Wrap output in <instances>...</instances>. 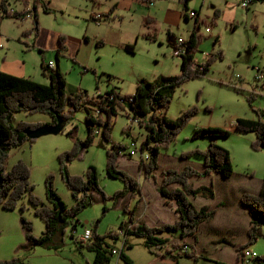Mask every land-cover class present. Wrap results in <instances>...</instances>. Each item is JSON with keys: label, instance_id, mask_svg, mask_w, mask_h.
Segmentation results:
<instances>
[{"label": "rangeland", "instance_id": "rangeland-1", "mask_svg": "<svg viewBox=\"0 0 264 264\" xmlns=\"http://www.w3.org/2000/svg\"><path fill=\"white\" fill-rule=\"evenodd\" d=\"M35 1L9 0L10 5L16 8L20 3L27 6L30 4L29 10L33 8ZM37 1L39 36L35 35V31L30 29L31 24L26 21L8 18L3 23L11 34L18 33L21 36L20 44L17 38L13 37L16 49L30 44V50L26 51V54L29 56L28 69L34 71L29 73L32 75L31 79L49 84L48 77L43 74L41 62L43 58L48 63L49 60L56 61L54 49L60 34L66 36L65 45L69 49L67 55L61 56L60 59V68L67 80L68 93L82 88L92 97L104 94L116 86L121 94L133 95L141 78L154 80L159 76L180 74L182 56L174 55L175 39L178 37L187 39L194 22L190 20L187 23L184 17H181L183 9L181 0H128L125 6L123 0ZM42 1L48 4L51 12H45L39 3ZM148 2H152L150 7L147 5ZM241 4L242 0L190 2L189 8L199 12L202 17L200 20L204 21L201 24L202 41L196 59L199 63H205L211 55L214 59L204 77L186 81L174 93L170 107L166 110L167 117L177 119L183 110L190 107H195L197 112L170 147L162 150L159 168L155 173L160 183L164 169L180 170L190 165L202 170L204 168L202 157L182 156L184 152L207 148L209 145V138H194L195 127H221L230 130L232 133L230 136L217 138L216 141L231 152L233 174L224 177L214 172L209 176L195 177L192 180L194 186L211 187L217 201L213 203L214 198L208 199L204 196L190 197V201L196 207L210 202L212 204L210 206H214L212 208L216 212L218 210L229 215L231 213L239 223H245L250 214L248 207L242 205L241 199L244 193L257 194L263 185L264 149H253L255 134L239 132L235 125L237 119L241 117L252 119L261 117L264 120V2L250 4L249 10L242 8ZM216 9L220 10L217 17L214 14ZM93 12L94 17L98 13L101 14L97 20L91 17ZM147 17L154 22H146ZM207 26L210 31L206 30ZM25 31L29 33L25 34ZM27 35L38 37V48H32L33 40L30 39L28 44H25ZM216 36L219 37L217 43ZM99 40L103 44L99 45ZM130 44L134 45V52L126 49ZM109 76H112L111 80ZM16 116V121L23 119L28 122H48L51 119L47 114H29L24 111L17 113ZM132 121L131 115L124 110L120 111L114 122L112 140L127 145L126 152L135 146L140 147L142 139L146 137L145 128ZM72 122L79 126L78 138L85 139L88 135L85 111L77 112L76 119ZM67 127H71L70 122ZM124 130L130 133L132 130V134ZM100 142L101 138L97 136L87 151L83 149L77 158L69 163L68 171L71 174H84L88 166H97L99 184L107 195L106 199L95 192L94 203L78 214L80 222L77 227L67 228L64 244L58 250L43 246L32 248L27 244L22 227V215L32 222L36 236H41L46 226L45 222L33 213L31 207L24 213H21L19 208L7 211L0 207V260H10L18 256L32 264H90L95 253L84 247L87 243L79 246L81 236L87 227L96 231L98 235H104L108 231L119 233L118 239L108 238V241L119 251L124 248L127 255L132 258L133 264H147L153 259V255L143 246L142 237L128 236L127 243L133 246L131 249L124 246L126 237L120 228L130 217L125 207L128 205L130 209H136V220H142L150 225L154 223L157 215L159 218H168L173 210L160 200L159 190L157 191L155 187L156 180L144 179L140 172L139 154L132 157L128 154L122 155L120 165L139 180L143 192L149 197V203H146L147 206L143 201L138 203L140 198L138 194L135 197L126 195L115 200L113 198L115 193L122 189L124 184L123 181L113 179L107 174L106 148L111 145L105 144V148L99 145ZM73 146V141L65 132L44 135L36 138L34 142L28 141L12 149L6 167L9 170L18 160L23 159L31 168L35 193L42 200H45L46 195V177L53 174L57 191L67 205L72 206L75 201L60 172L59 155L71 150ZM244 240L237 237L235 243ZM232 242L231 239H223L216 245L208 246V249L215 250L219 256L222 255L227 263H234L237 252ZM249 249L255 255L264 256V223L262 235ZM111 264L128 263L117 254L111 258Z\"/></svg>", "mask_w": 264, "mask_h": 264}, {"label": "trees", "instance_id": "trees-1", "mask_svg": "<svg viewBox=\"0 0 264 264\" xmlns=\"http://www.w3.org/2000/svg\"><path fill=\"white\" fill-rule=\"evenodd\" d=\"M187 2L188 0L183 2V15L186 19L189 17ZM261 2L264 0H251V4ZM39 3L45 12L52 11L47 3L43 1ZM37 4L38 1L36 0L33 8L29 11L27 9L12 11L9 0H1L0 18L22 19L26 15L32 14L35 23L32 31L38 35L40 23L36 14L39 5ZM246 9H250V7ZM219 15L220 10L216 9L215 17ZM199 18L197 15L195 27L185 41L186 52L182 56L180 74L167 77L159 76L154 80L141 78L137 82L136 91L133 95L121 94L116 86L111 87L104 94L100 93L98 96L92 97L82 88L68 93L66 91V77L59 67V59L64 56L66 49V36L62 34L56 49L55 65L50 66L44 59L41 62L43 74L48 77L49 84H42L29 77L11 75L0 70V207L7 211L19 208L21 213L31 207L33 213L45 222L46 226L41 236H36L32 222L22 215L21 221L26 241L32 248L43 246L58 250L64 244L67 228L72 226L74 229L77 227L78 222H80L77 218L78 214L94 203V193L97 192L103 196L104 200L106 199L107 195L99 184L97 166H88L84 174H71L68 171L69 163L75 160L83 149H89L97 136L101 138L100 146L106 148L105 144L111 145L106 148L105 170L107 174L113 179L123 181L124 184V187L118 190L113 198L117 200L129 193L133 197L137 194L139 196L143 194L139 180L119 166L122 155L128 154L129 157H132L129 153L131 151L126 152L127 145L112 140L114 122L120 111L126 110L127 114L131 115L132 122H136L140 127L145 128L146 137L142 139L140 149L149 153V160L144 161L140 157V172L144 179L153 178L158 182L155 171L159 168V157L162 150L170 147L197 112L195 107H190L183 110L177 119H171L167 117L166 110L170 107L177 89L192 78L204 77L214 59V56L211 55L205 63L197 64L196 62V53L202 41L201 24L204 22ZM150 19L147 17L146 22H149ZM26 33L29 31H25ZM218 41L219 37L216 36L215 43ZM100 43H102L101 40L98 41L99 45ZM126 49L134 52V45L126 46ZM40 51L43 52L41 49ZM111 78L112 76H109L110 80ZM98 81L97 79V87H99ZM81 110L85 111V125L88 129V135L85 139L78 138L79 126L72 122L76 119L77 112ZM22 111L29 114H47L51 119L48 122H28L23 119L16 121L17 113ZM58 117L63 119V132L74 144L71 150H66L59 155L60 172L75 201L72 206H68L57 191L53 174L46 177V195L45 200H42L35 193L31 168L23 159L18 160L9 170L6 167L12 149L24 145L28 141H35L26 135L27 130L44 124H56ZM69 122L71 127L66 128ZM235 128L239 132L254 133L256 140L252 142V148L255 150L264 149V120L261 117L257 119L238 118ZM231 134L230 130L221 127H195L194 138H209V145L207 148H196L184 152L182 156L198 155L202 157L204 168L199 170L188 165L180 170L175 168L164 169L162 181L158 184V190L164 198V202L176 207L179 218L174 222L150 225L143 221H136V209H130L126 205L125 211L130 214L129 221L123 222L120 228L126 237L124 246H127L128 249L133 246L127 243L128 236L142 237L143 246L154 255L148 264H181L182 260H188L192 264H198L201 260H206L208 264H264L263 255L248 259L243 252L245 248L248 247L249 249L262 235L264 178L263 185L257 194L244 193L241 199L242 205L248 207L251 217L247 241L235 247L236 262L225 263L199 255L194 248L195 245H190L186 241L187 237L196 234L202 222H209L216 216L215 209L204 205L196 207L190 201V197L204 196L208 199L215 197V192L211 187L205 185L195 187L192 180L203 175L209 176L214 172L220 173L224 177H230L233 174L234 165L231 152L216 141L217 138L228 137ZM174 186L177 187L174 188ZM175 237H178L182 242H173ZM108 238L118 239L119 233L108 231L104 235H98L96 231H93L92 240L84 246L95 253L90 264H111V258L116 254L113 252L115 247L111 246ZM185 245L188 250H184ZM79 246L82 247L83 244ZM119 256L126 263L133 264L132 258L127 255L124 248L120 250ZM0 264L32 263L15 256L10 260H0Z\"/></svg>", "mask_w": 264, "mask_h": 264}, {"label": "crops", "instance_id": "crops-1", "mask_svg": "<svg viewBox=\"0 0 264 264\" xmlns=\"http://www.w3.org/2000/svg\"><path fill=\"white\" fill-rule=\"evenodd\" d=\"M127 1L128 0H123L122 1L124 6L126 5L125 3ZM191 1L192 0H188V2H187L188 7L190 6V2ZM181 2L183 4V2H185V1L181 0L180 4H181ZM203 3H201V7L203 6ZM261 3H263V2H261ZM254 4H259V3H252L251 5H254ZM29 5L28 6L25 5V4L21 5V3H20V6L18 8L14 7L12 5H10V8L12 9V11H15V10L16 11H23L25 9H27V11H29V9H30ZM147 5H148V3H147ZM183 9H184V5H183ZM183 9L181 10V17H184V19L187 21V23L190 22V20H194L193 27L191 29V32H192L194 27H195L196 18L188 17V19H186L185 16L183 15ZM189 10H195V9H190L189 8ZM247 10H249V9H247ZM1 12L2 11H1V0H0V15H1ZM38 13H39V10L37 9V13L36 14H38ZM197 15L200 18H202L201 14L199 12H197ZM94 16H95V13L93 12L91 14V17L94 20H97ZM8 18H12V17H6V18H2V19L0 18V70L4 71V72H7V73H10L11 75L25 76V77L32 78L31 77L32 75H30L29 73L34 72V71H31L30 69H28V66L30 64L28 63L29 60L27 58L29 56L26 54V51L30 50V47H31L30 44H28V39L33 40V43H32V48L33 49L38 48V43H39L38 37L34 38L33 36H31L32 34L31 35H27L26 36L27 39L24 42H26L25 44H28V45L27 46L25 45V47L21 46V47H19V49H16L15 43H14L15 42L14 41L15 38H13V37H16L17 41L20 44V43H22L21 36H19L18 33H16L15 35L11 34V32L6 28V26H3L4 21L6 19H8ZM200 18H199V20H200ZM12 19H14V18H12ZM14 20L23 21V22L26 21L27 23H30L31 24V28L30 29H33L34 26H35L32 14H31V17H25V18H22V19H14ZM149 22H154V21L152 19H150ZM60 35L58 36V43L56 44L54 50H56L58 48V46H59V37H60ZM175 41H176V39H175ZM67 52H69V49L66 46V49L64 51V56H62V57H65L67 55ZM62 57H61V59H62ZM44 61L46 62V60H44ZM49 61H53V60H49ZM196 62H197V64L199 63L197 61V59H196ZM55 63H56V61L54 62V65H55ZM59 67H60V59H59ZM130 134H132V130H131ZM87 150L88 149H86V151ZM83 151H85V149ZM119 166L121 168L120 162H119ZM155 183H156L155 184L156 190L158 191L157 185L160 184L161 182L159 183V182L155 181ZM176 187L177 186H174V188H176ZM127 195L133 197L130 193L127 194ZM158 195H159V197H161L160 200H162L163 204H165L166 206L172 208L173 211H172V214L170 216H168V218H162V217L159 218L158 215H157L155 217L154 221H153L154 223H152L151 225H157V224L161 225L162 223H165V222H172V221L174 222V221H176L179 218V213L176 211V207L173 206V205H168L166 202H164V198L160 195L159 191H158ZM94 196H95V193H94ZM139 199H138V203H139V201H143V203H145V205H146V203H149V200H148L149 197L147 195H145L144 192L140 196ZM213 200H214L213 203H215L217 201L216 198H214ZM202 205L209 206L211 208L214 207V206H210V205H212L210 202H206L204 204H201V206ZM148 208L150 209V207H148ZM250 217L248 218L247 222L239 223L238 222L239 220H237V218L234 217V215H232L231 213L229 215L225 211H220L219 212L217 210L216 216H214L213 220H211L209 222H206V223L202 222L200 224L199 229L196 231V234L194 236H192V237H189V238L187 237L186 241L190 245H195L194 248H195L197 254L205 256V257H207V258H209L211 260H217V261H222V262L227 263L224 260L225 258H222V255L219 256L218 254L215 253V250L213 251L212 249H208V246H211L212 244L216 245L217 243L223 241V239H225V240L226 239H231L233 241L232 244H233L234 247L235 246H239L241 244H244L247 241V239H248L247 232H248V229L250 228ZM136 221H142V220H136ZM245 236H246V238H245ZM237 237L239 238V240H243V239H245V240L243 242H239L238 244H236L235 240H236ZM193 240H194V242H193ZM173 242H182V241L178 237H175L173 239ZM115 250L117 251V254L120 253V251L118 249L115 248ZM208 252H210V253H208ZM219 257H221V258H219ZM153 258H154V255H153ZM236 259H237V254H236ZM150 261H148V263ZM181 264H192V263L190 261H188V260H182ZM198 264H208V262L206 260H201V261L198 262Z\"/></svg>", "mask_w": 264, "mask_h": 264}, {"label": "built area", "instance_id": "built-area-1", "mask_svg": "<svg viewBox=\"0 0 264 264\" xmlns=\"http://www.w3.org/2000/svg\"><path fill=\"white\" fill-rule=\"evenodd\" d=\"M148 4H149V6H151L152 2H148ZM250 4H251V0H242V4L241 5H242L243 8H248ZM188 14H189V17H191V18L192 17H194V18L197 17L195 10H189ZM100 15L101 14H99V13L96 14L95 18L98 19L100 17ZM28 16L31 17V14H29ZM206 30L210 31V28L207 26ZM185 41H186V39H184V38H181V37L180 38L179 37L176 38L175 47H174V55L175 56L180 57V56H183L185 54V52H186L185 51V48H186ZM48 64L50 66H54V62H52V61H50ZM129 153L132 156H134L136 154H139L140 157L142 159H144V161H148L149 160V153L147 151H142L140 149V147L133 148L131 150V152H129ZM92 237H93V229L87 227V228H85L84 234L81 236V239H80L81 242L80 241L79 242L81 244L82 243H87V242L92 240ZM184 250H188V247L186 245L184 246ZM113 252L115 254H117L116 250H114ZM243 252L245 254V257L248 258V259H252V258H255L257 256V255H255L254 252H252L250 249H248V247L245 248L243 250Z\"/></svg>", "mask_w": 264, "mask_h": 264}, {"label": "water", "instance_id": "water-1", "mask_svg": "<svg viewBox=\"0 0 264 264\" xmlns=\"http://www.w3.org/2000/svg\"><path fill=\"white\" fill-rule=\"evenodd\" d=\"M63 131H64L63 119L58 117L56 124H44L40 127L38 126L34 129H29L26 131L27 133L26 135L30 139H36L38 137L40 138L48 134L58 135Z\"/></svg>", "mask_w": 264, "mask_h": 264}]
</instances>
